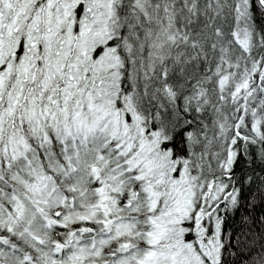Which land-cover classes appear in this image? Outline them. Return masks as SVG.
Returning a JSON list of instances; mask_svg holds the SVG:
<instances>
[{
	"label": "snow or ice",
	"instance_id": "snow-or-ice-1",
	"mask_svg": "<svg viewBox=\"0 0 264 264\" xmlns=\"http://www.w3.org/2000/svg\"><path fill=\"white\" fill-rule=\"evenodd\" d=\"M0 264H264V0H0Z\"/></svg>",
	"mask_w": 264,
	"mask_h": 264
}]
</instances>
